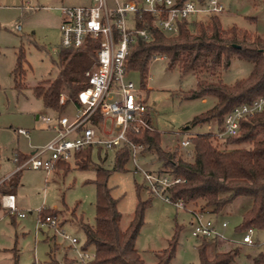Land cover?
Masks as SVG:
<instances>
[{"label":"rangeland","instance_id":"1","mask_svg":"<svg viewBox=\"0 0 264 264\" xmlns=\"http://www.w3.org/2000/svg\"><path fill=\"white\" fill-rule=\"evenodd\" d=\"M125 1L118 0L119 3ZM218 1L224 8L218 15L223 29L236 26L264 37V0ZM26 2L30 9L25 8ZM107 3L109 7L113 6V0H107ZM84 4H89V1L0 0V181L15 172L14 158L17 152L27 154L30 151L28 146L36 147L48 142L44 143L51 132L45 128L41 117L66 115L72 118L75 114L66 89L61 93L64 103L59 100L64 108L59 113H54L43 107L41 101L32 95L31 88L40 82L54 80L59 72L60 19L55 7ZM199 17L201 15H193L190 20ZM16 25L21 27L20 31L15 30ZM20 51L24 53L26 62L21 79L23 88L17 90L12 73ZM250 71L249 63L234 58L223 74V80L233 83L247 77ZM127 78L138 88L141 87L138 72H130ZM195 83L193 76H183L176 69L169 70L165 58L158 57L149 66L145 89L142 91L150 107L152 126L161 135V148L166 152L177 148L182 157L186 158V152L178 145L181 140L196 133L215 132L211 124L184 129L195 116L210 110L216 102L212 96L185 99V95L195 88ZM18 129L28 131L29 137L19 135ZM53 136L52 134V138ZM218 140L223 142L225 138ZM232 148L236 146L228 147ZM114 154L115 150L103 149L98 152L93 148L91 165L87 169H79L70 163V168L66 171L53 170L46 175L41 171L24 169L13 176V184H17V209L26 216L19 218L14 213L10 215L7 211H0V264H14L15 255L17 264H51L52 259L63 264L65 257L71 260L67 264H88L91 259L82 260L79 254L85 253L91 258L94 248L90 246L83 252L85 235L73 221L71 213L74 212L77 217L82 216L90 225L94 223L96 188L93 181L96 167L101 166L111 171L107 186L111 196L117 200L122 226L129 223L137 203L135 184L143 188L141 199L150 197L143 175L140 172L134 173V166L130 161L125 172L112 170ZM144 157L138 160V165L144 171L160 167L153 154ZM3 187L0 184V190ZM248 204V199L238 198L227 205L220 215L204 214V218L211 220L223 236V240L217 242V251L224 252L234 248L240 250V255L232 264H251L248 255L264 253V245L239 244L243 232L236 229ZM198 208L199 203L176 208L159 197H151V204L144 213L143 225L135 243L144 264L153 263L155 254L167 246L176 227L180 230L175 256L170 264H199L196 249L198 239L191 235V211ZM41 209L59 211L58 231L44 225L35 234L38 210ZM222 222L227 223L226 228L221 227ZM66 237L75 238L77 244L72 245ZM263 239L264 232H257V240L262 243Z\"/></svg>","mask_w":264,"mask_h":264},{"label":"trees","instance_id":"2","mask_svg":"<svg viewBox=\"0 0 264 264\" xmlns=\"http://www.w3.org/2000/svg\"><path fill=\"white\" fill-rule=\"evenodd\" d=\"M186 1L176 0V4L181 5ZM195 1L201 3L203 0ZM134 20L136 28H146L148 35L147 38L137 37L129 45L125 69L128 74L139 73L142 91L145 89L151 62L156 57H163L169 70L176 69L183 76L194 77L195 88L185 95V99L212 96L216 101L210 110L195 116L184 128L204 124H211L215 128V132L196 133L189 137L191 155L188 158L182 157L177 148L172 152L164 151L161 148V135L156 129H143L138 134L128 132L133 143L144 146L141 157L153 154L160 164L158 169H148L147 172L180 178L181 183L162 192L172 201H181L185 206L199 203L202 212L220 215L234 200L248 199V208L242 214L236 230L243 232L252 227L257 232H264V109L242 120L237 136L225 138L223 142L217 138L223 131L224 117L228 112L264 95V37L236 26L225 30L215 15L183 20L178 23V31L174 35L161 32L151 13L135 14ZM96 48L95 43L87 42L79 49H60L56 78L31 88L32 95L41 101L45 109L54 113L63 110L59 100L64 89L68 92V101L77 102V94L87 86L85 72L96 60ZM234 58L249 63L251 71L245 78L226 83L223 74ZM25 62L24 53L20 51L12 73L17 90L23 88L21 79ZM243 145L246 146L240 148ZM233 146L236 148L228 149ZM92 149L90 147L77 154L72 163L79 169H87L91 165ZM25 157L19 156L18 161H23ZM129 161L130 153L126 147L116 150L112 170L125 172ZM56 167L66 171L70 163H58ZM110 172L101 166L95 169L94 223L90 225L82 216L77 217L74 212L71 213L73 221L85 235L82 250L90 246L94 248V257L88 264H144L135 243L143 225L144 213L153 196L147 191L150 197L141 199L143 188L135 184L137 203L129 223L122 226L117 200L111 196L107 186ZM7 213L11 215L9 211ZM39 216L57 219L59 211H41ZM179 230L175 228L167 246L155 254L151 264L171 263L176 252ZM218 241L214 238H198L196 249L199 264H232L240 255L238 248L217 251ZM247 258L251 264H264L263 252L248 255ZM69 262L71 260L65 259L63 264ZM14 264H17L16 255ZM51 264L60 263L52 259Z\"/></svg>","mask_w":264,"mask_h":264},{"label":"built area","instance_id":"3","mask_svg":"<svg viewBox=\"0 0 264 264\" xmlns=\"http://www.w3.org/2000/svg\"><path fill=\"white\" fill-rule=\"evenodd\" d=\"M25 3V8L30 6ZM60 18V45L63 49H79L87 42L97 45L96 60L85 72L87 86L77 94V102H71L75 108L72 118L66 115L56 116L54 119L42 117V121L51 127L54 136L41 146L31 147L32 151L19 162L14 158L15 172L30 169L43 171L46 175L56 169L58 163H72L77 154L88 149L118 150L126 147L130 153V162L134 166V173L140 172L145 180L147 191L154 197H159L176 208H185L181 201H172L162 191L182 182L180 178L169 174L149 173L141 169L138 160L142 144L133 143L128 132L140 133L143 129L153 130L150 118V107L147 105L142 90L127 78L125 61L129 45L137 37L147 38L146 28H136L135 14L151 13L155 18L157 28L165 35H174L178 31V23L190 19L193 15L218 16L224 8L218 0H203L201 3L188 0L181 5L176 0H126L119 3L113 0L109 7L107 0H90L88 5L55 7ZM16 31L21 27L16 25ZM156 57L155 59H157ZM60 103H64L60 96ZM264 109V95L249 103L234 107L228 112L223 121V131L217 138L235 137L240 132V122L251 118ZM109 122V124H107ZM18 134L28 137L27 131L17 130ZM179 148L191 155L189 138L181 140ZM9 178V176H8ZM5 190L7 178L0 181ZM0 205L5 211L24 218V213L18 212L15 197L12 194L1 193ZM42 211L38 210V213ZM199 208L191 211V235L194 238H214L223 240L214 223L204 218ZM49 225L56 231L59 229L58 220L54 217L39 219L35 234L42 226ZM227 227L226 222L221 223ZM72 245L77 244L75 238H68ZM243 246L264 245L257 240V231L249 227L242 233L239 243ZM84 252V251H83ZM80 258L92 260L83 254Z\"/></svg>","mask_w":264,"mask_h":264},{"label":"crops","instance_id":"4","mask_svg":"<svg viewBox=\"0 0 264 264\" xmlns=\"http://www.w3.org/2000/svg\"><path fill=\"white\" fill-rule=\"evenodd\" d=\"M89 1V3H90V0H88ZM84 5H88V4H84ZM81 6H83V5H81ZM58 16H59V14H58ZM60 19V18H59ZM43 117H45V116H43ZM56 117V116H55ZM55 117H49V118H51V119H54ZM39 118V116L37 117V119ZM42 118V117H41ZM40 118V120L42 121V119ZM43 122V121H42ZM44 123V122H43ZM44 125H45V128H47L50 132H51V135H50V137L47 139V140H45L44 141V143L45 142H47V141H49L51 138H52V134L54 135V131H53V129L51 128V127H48L45 123H44ZM18 133V132H17ZM27 133H28V131H27ZM19 135H21V134H19ZM21 136H24V135H21ZM25 138H28L29 137V133H28V137H26V136H24ZM30 145V144H29ZM31 147H33V146H28V149L30 150L29 151V153L32 151V149H31ZM29 153H27V154H24V153H21V152H17L16 153V156L15 157H19V156H27ZM59 169H61V168H57L56 167V169H54V170H59ZM40 171V170H39ZM19 172H21V171H19ZM19 172H17V173H19ZM41 172H43V171H41ZM17 173L16 174H10L9 175V178L8 177H6L7 178V181H8V185H6V187H5V190H0V194L1 193H7V194H12V195H14V197H15V203H16V207H17V196H16V193H17V184H13V181H12V177L13 176H15V175H17ZM44 173V172H43ZM4 178V177H3ZM2 178V179H3ZM1 206V205H0ZM2 209V208H1ZM4 210V209H3ZM219 241H222V240H219ZM65 259H67L66 257L64 258V260ZM68 260H70V259H68Z\"/></svg>","mask_w":264,"mask_h":264}]
</instances>
